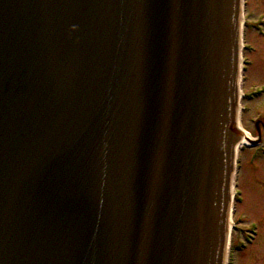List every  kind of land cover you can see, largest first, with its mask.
Wrapping results in <instances>:
<instances>
[{
	"label": "water",
	"instance_id": "water-1",
	"mask_svg": "<svg viewBox=\"0 0 264 264\" xmlns=\"http://www.w3.org/2000/svg\"><path fill=\"white\" fill-rule=\"evenodd\" d=\"M240 0H0V264H222Z\"/></svg>",
	"mask_w": 264,
	"mask_h": 264
},
{
	"label": "rangeland",
	"instance_id": "rangeland-1",
	"mask_svg": "<svg viewBox=\"0 0 264 264\" xmlns=\"http://www.w3.org/2000/svg\"><path fill=\"white\" fill-rule=\"evenodd\" d=\"M244 14L248 20L258 22L257 26L246 31L244 44L250 45L251 51L245 50L248 56V69L245 72L243 91L250 88L262 87L263 93L259 97L245 100L243 103L251 111L245 112L242 117V126L249 130L252 137H256L253 124L248 119L257 110L264 109V0H246ZM244 75V74H242ZM247 114V115H246ZM264 145L260 149L244 147L238 158V169L236 173L235 191L238 195L234 198L233 222L235 226L230 231L233 240L242 233H251L254 229L255 238L245 248L236 249L231 264H264L256 262L255 258L264 254ZM249 247L248 249H246Z\"/></svg>",
	"mask_w": 264,
	"mask_h": 264
},
{
	"label": "flooded vegetation",
	"instance_id": "flooded-vegetation-1",
	"mask_svg": "<svg viewBox=\"0 0 264 264\" xmlns=\"http://www.w3.org/2000/svg\"><path fill=\"white\" fill-rule=\"evenodd\" d=\"M260 112V111H258ZM254 128H256V134L259 135V138H261V129L262 127H264V115L263 114H259L258 116H256L255 118H253L252 120ZM264 252V250H263ZM262 259H264V254L261 256H258V258L256 257L255 260L256 262H261Z\"/></svg>",
	"mask_w": 264,
	"mask_h": 264
},
{
	"label": "bare ground",
	"instance_id": "bare-ground-1",
	"mask_svg": "<svg viewBox=\"0 0 264 264\" xmlns=\"http://www.w3.org/2000/svg\"><path fill=\"white\" fill-rule=\"evenodd\" d=\"M247 69H248V68H247ZM237 129H238V131H242V130H243V129L241 128V126H238ZM241 133H242V132H241ZM240 138H241V139L243 138V140L240 141V140H239ZM237 140H238V141H236V144H239V145H240V143H241V144H242V143H247V141H248L247 138H244V135H243L242 137H241V136H240V137H237ZM239 145H238V146H239ZM238 146H237V147H238ZM248 248H249V247H247L246 249H248Z\"/></svg>",
	"mask_w": 264,
	"mask_h": 264
}]
</instances>
